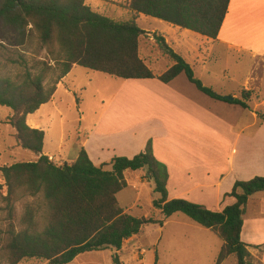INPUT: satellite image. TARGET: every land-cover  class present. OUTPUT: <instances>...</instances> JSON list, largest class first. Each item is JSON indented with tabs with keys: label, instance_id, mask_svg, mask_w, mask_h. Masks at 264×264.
<instances>
[{
	"label": "trees",
	"instance_id": "1",
	"mask_svg": "<svg viewBox=\"0 0 264 264\" xmlns=\"http://www.w3.org/2000/svg\"><path fill=\"white\" fill-rule=\"evenodd\" d=\"M230 0H127L121 7L127 19H111L95 12L86 0H0V28L16 36L11 45L35 36L44 58L19 62L13 77L0 74V106L11 113L6 124L13 130L15 145L36 154L35 161H17L0 167L6 194L0 199L6 227L0 259L18 264L35 259L46 264H68L85 252L113 250V264L125 240L148 225H162L181 213L209 230L220 241L215 264L233 256L236 264H251L252 256L240 234L249 200L264 193V177L236 181L225 198L233 203L222 211L209 210L182 199L167 198V168L156 160L151 142L132 158L113 157L96 166L83 146L68 163L56 164L43 154L44 132L30 128L26 117L49 102L56 84L73 66L114 79L157 78L169 83L181 73L197 90L212 99L249 109L254 91L241 89L226 100L195 78L192 68L164 38L153 33L156 49L171 65L155 75L141 58L139 41L146 36L135 23L139 14L217 39ZM3 42L6 36L1 35ZM58 74L47 82L54 71ZM257 116L264 122V110ZM80 141V138L77 139ZM141 170L152 181V206L156 215L135 217L118 204L117 194L126 186L124 173ZM21 204L17 214L16 204Z\"/></svg>",
	"mask_w": 264,
	"mask_h": 264
},
{
	"label": "crops",
	"instance_id": "2",
	"mask_svg": "<svg viewBox=\"0 0 264 264\" xmlns=\"http://www.w3.org/2000/svg\"><path fill=\"white\" fill-rule=\"evenodd\" d=\"M170 27L177 38L190 31L174 25ZM146 33L139 41L140 55L150 69L155 59L166 58L168 64L165 70L152 71L160 75L168 69L171 61L156 49L153 33L162 36L174 52L178 51L170 46L168 38L163 34ZM140 42L152 46L154 50L147 51L144 56ZM215 48H219L220 53ZM221 52L225 55L233 52L245 57L251 64L239 86L218 89L222 90V96H232L233 99L238 97L241 89L256 92L259 100L252 101L249 109L210 98L197 90L182 73L169 83H163L157 78L127 79L123 82V113H119L116 108L112 112L114 102L109 101L96 114L90 126L83 125L84 115L80 116L78 129L69 133L67 139L63 121H60L56 148L47 151L45 143L52 119L49 122L41 121L40 111L51 103L53 110L62 116L57 110L55 99L61 89L64 94L72 93V88L65 81L73 66L56 84L49 102L27 115L26 123L30 128L44 132L42 152L56 164L73 161L80 146H83L96 166L108 163L113 157L132 158L143 151L150 141L156 160L167 168L166 189L169 200L182 199L209 210L222 211L233 203L225 195L236 181L264 177V122L259 120L256 113L260 109L264 110V0H230L217 39L204 37L202 44L187 51V54H194V63L188 62L182 54H177L192 69L193 64L201 67L204 76L208 78L205 81L199 80L217 92L214 87L217 85L211 77L216 72L215 66L219 63ZM218 75L224 80L226 69ZM225 80L234 82L231 78ZM73 99V105L77 106ZM46 115L49 118L51 116ZM121 118L123 121L119 122ZM77 134L81 136L80 142L76 140L79 138ZM136 171L139 173L137 181L149 183L152 190V181H143L144 172ZM127 172L124 173L125 181ZM258 194L249 200L240 238L247 245L253 262L264 264V197ZM136 202L139 201L136 199L133 204ZM249 208L258 211L252 219L246 216ZM155 211L154 215L159 217V211ZM174 217L176 215L165 219L162 225H155L162 233L166 228L179 226L202 231L199 230L202 227L191 220L196 226L184 219L174 220ZM140 233L124 241L118 252L119 264H129L130 260L125 257L131 254L136 259L140 255L144 257L146 251L140 247ZM108 250L81 253L68 264H106L111 259L110 254L103 256Z\"/></svg>",
	"mask_w": 264,
	"mask_h": 264
},
{
	"label": "rangeland",
	"instance_id": "3",
	"mask_svg": "<svg viewBox=\"0 0 264 264\" xmlns=\"http://www.w3.org/2000/svg\"><path fill=\"white\" fill-rule=\"evenodd\" d=\"M126 1L127 0H86L95 12L111 19L119 20L128 18V14L120 5ZM135 23L143 31L163 34L164 37L168 38L170 46L177 49V53L182 54L191 64L194 63L192 62L194 54H187V51L196 48L204 41L203 36L193 31H188L186 34L183 33L180 38H177L171 29L172 27H170L171 24L147 15L139 14L135 19ZM1 35L8 38L5 42L0 38L1 75L13 77L16 72L20 70L19 62L25 61L29 64L34 58H44L46 55L45 50L40 47L35 36L29 37L23 44L11 45L10 41H13L16 35L10 30L3 31L0 28V36ZM140 43V48L144 56H146L147 51L154 50L152 46H146L143 42ZM215 51L220 53L219 48H215ZM167 64L168 60L166 58L158 57L155 59L154 64L151 65V69L154 72L165 70ZM250 65L249 60L245 57L243 58L233 52L226 55L224 52H221L219 63L215 66L216 72L211 77L213 83L217 85L214 86L215 89L218 90L223 88L226 89L231 86H239L240 83L244 81L250 69ZM224 69L227 71L224 80L231 78L234 82L230 83L226 80V82H224L218 75ZM192 70L195 78L201 81H205V79L208 78V76H204L202 68L198 65L193 64ZM57 74L58 71L56 70L51 73L47 82L51 83ZM65 82L72 88V93L64 94L63 89H61L55 99L57 110L61 112L62 116L60 117L53 110L51 103L42 107L40 111L41 121L49 122V119H52L49 124L50 131L47 134L45 143V150L47 151H52L56 148L60 121H63L62 126L65 138L67 139L69 133L78 129V118L80 116L84 115L83 125L90 126L96 114L101 110L103 105L107 104L109 101L113 100L114 102L111 109L112 112L116 108L119 113H123L124 100L122 95L125 90V87H123L124 80L114 79L105 74L75 66ZM221 91L222 90H218L215 92L222 95ZM73 98H75L77 106L73 105ZM257 100H259V96L258 98L252 99V101ZM10 113L11 111L8 108L0 106V167L17 161L36 159V154L28 150H23L15 145L13 138L14 130L10 125L5 123ZM46 114L51 115L50 118L47 117ZM122 121L123 119L121 118L119 122ZM77 137L81 139L79 134H77ZM137 175H139L137 171L127 172L126 186L117 194L118 204L126 213L135 217L152 216L156 214V211L152 206L151 187L149 183L138 182L136 178ZM144 176L145 173L142 175L143 181L145 180L148 182L149 180L146 178L144 179ZM0 194H2V196L6 194V187L1 172ZM258 196L264 197V193H259ZM136 199L139 202L133 204ZM2 204L0 199V252L2 250L3 231L6 227L5 212L2 210ZM16 210L17 214L21 213L20 203L16 204ZM255 214H258V211L256 212L249 208L246 216L252 219V216ZM175 215L176 217H174V220L184 219L190 224H194L181 213ZM246 227L248 228V225H246ZM197 228L199 227L197 226ZM199 230L202 231L197 232L194 229L179 226L173 229L166 228L162 233L156 225L145 226L142 228L139 241L140 247L144 248L146 254L143 258L142 255H140L139 259L133 258L131 254L126 256L125 259L130 260L129 264H215L221 241L210 231L202 228ZM156 243H158V246ZM107 254H110L111 259L108 261L106 260V264H113L112 256L114 255V251H105L103 256L107 257ZM154 256L156 258H154ZM0 264H4L1 259ZM18 264L46 263L35 259H24ZM222 264H236V262L234 257L230 256ZM251 264H256V262L252 260Z\"/></svg>",
	"mask_w": 264,
	"mask_h": 264
},
{
	"label": "water",
	"instance_id": "4",
	"mask_svg": "<svg viewBox=\"0 0 264 264\" xmlns=\"http://www.w3.org/2000/svg\"><path fill=\"white\" fill-rule=\"evenodd\" d=\"M223 98L226 99V100H232L233 99L232 96H223Z\"/></svg>",
	"mask_w": 264,
	"mask_h": 264
}]
</instances>
